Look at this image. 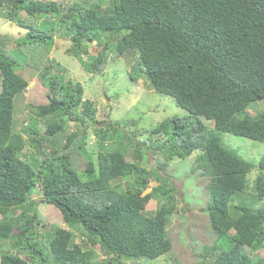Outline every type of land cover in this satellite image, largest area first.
<instances>
[{
  "label": "trees",
  "instance_id": "obj_1",
  "mask_svg": "<svg viewBox=\"0 0 264 264\" xmlns=\"http://www.w3.org/2000/svg\"><path fill=\"white\" fill-rule=\"evenodd\" d=\"M100 2L0 0L6 19L26 30L15 46L6 40L11 36L0 37V264H95V248L101 264L170 252L166 227L178 191L166 168L172 158L195 153L194 170L208 177L206 211L220 241L204 244L196 264H264V255L254 253L264 248V152L256 165L225 148L216 132L264 142V112L246 111L264 100V0ZM56 33L68 38L66 50L87 72L102 73L107 58L126 59L131 80L173 96L189 115L154 125L151 136H159L149 138L150 154L136 133H118L110 120L99 125L83 85L49 58ZM28 43L35 45L34 62L21 57ZM29 67L47 103H28L20 128L16 100L28 88ZM69 122L76 128L67 132ZM254 168L248 206L242 197ZM35 187L65 227L45 226ZM150 199L157 207L146 210Z\"/></svg>",
  "mask_w": 264,
  "mask_h": 264
},
{
  "label": "rangeland",
  "instance_id": "obj_2",
  "mask_svg": "<svg viewBox=\"0 0 264 264\" xmlns=\"http://www.w3.org/2000/svg\"><path fill=\"white\" fill-rule=\"evenodd\" d=\"M71 1L69 0V2ZM96 1L98 0H94V2ZM100 3H102V7H105L108 4V0ZM25 33L26 30L24 28L8 21L0 10V37L4 35L11 36V39H5L15 46L16 43L14 41L24 37ZM54 40L49 51V58L59 61L68 69V75L83 85V98L90 99L95 103L97 123L110 120L114 125L112 128L116 129L118 133L134 137V133H136L137 139H140L137 141L141 142L140 147L142 149L145 148L146 153H151L147 150V145L150 143L149 138L153 139L155 136H159V134L151 136L150 131L154 125L167 117L189 115L187 110L179 106L173 96L154 90L148 81L146 83L139 80H131L126 59L124 60L121 57L115 60L107 58L106 66L102 73L93 74L87 72L77 58L66 50L71 45L68 38L59 36L56 33L54 34ZM90 43L93 46L95 41ZM34 47L35 45L33 44H22L21 49L25 52V55H21V57L28 62H34L35 59L30 56V53L34 52L32 51ZM14 56L17 57V53ZM83 58H86V55H83ZM36 74L37 70L35 68H28L25 73V76L29 79L28 88L16 100L15 118L20 128L22 124L24 125L26 121L28 122V111L26 109L28 103H47L45 88L37 81ZM246 111L252 115L264 112V100L250 103L246 107ZM206 123L211 122L206 121ZM99 125L102 124L100 123ZM66 127L67 132L76 128L73 122H69ZM216 132L225 148L257 165L264 152V142L229 132L219 130H216ZM86 135H88L87 144L91 145L94 140L92 126L88 127ZM62 142H64L63 138ZM24 149L28 151L29 147L26 146ZM91 151L92 153L96 152L95 148H92ZM92 155L95 156V154ZM196 157L197 153L185 158L174 157L168 162L166 168L167 174L173 179L178 191L176 209L170 216L166 227L172 242L171 251L155 259L137 258L135 260H126L124 264H196L201 259L200 254L202 248L205 247L204 244L211 246L214 241L220 242L219 237L210 227L208 211H206L209 203V195L205 188L208 177L199 175V170H194ZM148 164L155 166L154 160L151 158H148ZM160 173L162 174V172ZM257 174L258 168L252 169L247 174L246 195L243 194L242 199L248 206L251 205V199L247 195H250L253 190V183ZM117 181L124 186L122 180ZM155 183V181L149 182V188L146 191H149ZM32 190V197L36 199L37 215L45 223V226L57 224L65 227L60 211L53 205L44 202L38 187ZM156 207L157 201L155 199H150L145 205L146 210L156 209ZM38 229L41 230L40 227ZM77 240L79 241L80 237ZM95 250L97 254L94 263L101 264L105 258L101 255L98 248H95ZM254 253L263 256L264 248L258 249ZM22 254L24 257L27 256L26 253Z\"/></svg>",
  "mask_w": 264,
  "mask_h": 264
}]
</instances>
